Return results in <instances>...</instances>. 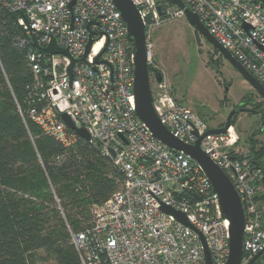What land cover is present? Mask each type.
<instances>
[{
    "label": "built area",
    "instance_id": "2783aa9c",
    "mask_svg": "<svg viewBox=\"0 0 264 264\" xmlns=\"http://www.w3.org/2000/svg\"><path fill=\"white\" fill-rule=\"evenodd\" d=\"M132 1L145 24L154 109L177 138L193 144L212 127L195 109L177 101L155 63L153 41L157 27L186 17L185 10L167 0ZM184 2L264 84L261 0ZM0 6L20 13L17 22L23 33L15 45L27 50L34 75L29 106L26 111L19 109L22 117L35 122L69 150L83 137L63 119L62 114H68L77 127L89 133V139H84L111 158L124 175L120 190L92 206L90 224L79 230L69 228L82 264H205L199 234L166 213L162 204L184 212L205 237L213 264H226L231 222L223 214L205 170L185 152L156 138L136 113L135 54L115 2L0 0ZM53 38L69 55L44 50ZM90 39L92 44L85 55ZM238 143L239 135L232 124L225 133L206 135L201 147L225 171L242 198L245 230L240 264H248L264 249V202L258 188L264 172ZM64 159L62 156L58 162Z\"/></svg>",
    "mask_w": 264,
    "mask_h": 264
},
{
    "label": "trees",
    "instance_id": "16d2710c",
    "mask_svg": "<svg viewBox=\"0 0 264 264\" xmlns=\"http://www.w3.org/2000/svg\"><path fill=\"white\" fill-rule=\"evenodd\" d=\"M19 16L0 6V264H34L39 251L56 264H82L69 228L90 224L92 206L120 190L124 175L84 138L67 150L20 114L34 75L27 50L15 45L23 33ZM249 149L264 172V146L255 136Z\"/></svg>",
    "mask_w": 264,
    "mask_h": 264
},
{
    "label": "rangeland",
    "instance_id": "374dc122",
    "mask_svg": "<svg viewBox=\"0 0 264 264\" xmlns=\"http://www.w3.org/2000/svg\"><path fill=\"white\" fill-rule=\"evenodd\" d=\"M153 41L157 68L170 83L178 102L195 109L212 128L222 127L233 110L242 109L232 120L239 135V149L250 150L252 136L264 146V104L259 112H251L254 103L264 99L186 17L157 27ZM258 188L264 194V183ZM90 212L91 223L92 209ZM38 255L34 264H56L44 252ZM255 264H264V255Z\"/></svg>",
    "mask_w": 264,
    "mask_h": 264
},
{
    "label": "water",
    "instance_id": "95a60500",
    "mask_svg": "<svg viewBox=\"0 0 264 264\" xmlns=\"http://www.w3.org/2000/svg\"><path fill=\"white\" fill-rule=\"evenodd\" d=\"M121 12L124 21L128 28V38L133 45L135 54L134 65V93L136 103V113L139 118L148 126L156 138L165 143L166 145L185 152L193 160L198 162L205 170L209 177L213 190L218 194L223 214L229 218L230 225V240H229V256L226 264H240L243 255V242L245 230V210L243 207L242 198L235 188L233 182L225 171L214 162L209 155L202 149L201 141L209 134L225 133L232 125V116L236 112L233 110L229 115L226 123L222 127L210 128L206 133L196 140L193 144H188L177 138L168 128L161 122L160 117L157 115L154 105L153 96L150 87V68L146 56V29L143 19L139 13L137 6L132 0H113ZM158 3L164 0H156ZM172 4L179 6L185 10L186 18L190 25H192L205 39L211 43L220 54L228 60L232 66L239 71V73L247 80V82L262 96L264 99V84H262L256 77H254L234 56L226 49L215 37L212 35L207 27L203 24L200 16L193 12L186 6L184 0H167ZM264 6V0H261ZM74 4V1L72 2ZM71 4V6H72ZM92 39L89 40L86 48L85 55L89 53ZM44 50L50 54L63 53L69 55L67 49L60 48L56 45L55 39ZM74 60L69 67V74L72 77V70ZM161 75L158 80L161 81ZM242 110V109H239ZM63 119L69 127L74 129L81 137L89 139V133L85 128L77 127L66 113L62 114ZM123 137V135L121 134ZM112 155L115 156L116 152L112 149ZM257 168H260L257 166ZM264 183V177H263ZM200 198L198 194H195ZM162 209L173 216L183 224L194 229L200 236L204 244L205 264H213L211 252L206 244L205 237L194 227L187 219V216L181 210L172 206L162 204ZM264 253V249L256 254L248 264H254Z\"/></svg>",
    "mask_w": 264,
    "mask_h": 264
},
{
    "label": "flooded vegetation",
    "instance_id": "af4514ba",
    "mask_svg": "<svg viewBox=\"0 0 264 264\" xmlns=\"http://www.w3.org/2000/svg\"><path fill=\"white\" fill-rule=\"evenodd\" d=\"M248 102L250 103V100H248ZM258 104H260V103H256V102L254 103V107H253L254 111H258V108H256Z\"/></svg>",
    "mask_w": 264,
    "mask_h": 264
}]
</instances>
